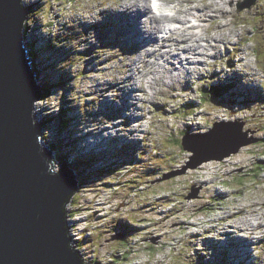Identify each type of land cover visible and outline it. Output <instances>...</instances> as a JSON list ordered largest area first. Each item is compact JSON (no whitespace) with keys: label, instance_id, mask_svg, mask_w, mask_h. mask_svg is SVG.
Here are the masks:
<instances>
[{"label":"rangeland","instance_id":"obj_1","mask_svg":"<svg viewBox=\"0 0 264 264\" xmlns=\"http://www.w3.org/2000/svg\"><path fill=\"white\" fill-rule=\"evenodd\" d=\"M259 2L236 0L237 15L231 23L212 29L235 31V41L200 59L195 69L178 71L174 86L157 93L153 102L130 106L129 59L142 48L136 46L134 16L119 13L113 6L98 13L104 17L102 23L87 25L79 21L83 14H97L95 0H25L28 11L39 7L49 20L46 36L29 13L30 27L24 35L28 54L38 51V67L45 66L39 69V77L44 81H66L40 100L35 111L43 123L42 139L57 165L66 159L73 167L78 188L67 207V226L74 238L71 243L74 240L80 246L89 264L98 262L99 254L111 255L113 249V253L122 249L114 246L124 244L120 233L128 224L138 226V233L133 236L134 229L126 231V235L133 236L132 248L121 264H251L246 241L229 237L220 242L214 234H220L219 225L233 216L240 222L242 218L235 215L241 211L235 207L238 198L250 199L258 185L264 186V94L252 86L241 92L236 76L218 82L229 70L236 74L241 53L256 65L250 71L264 72V15L252 14ZM90 29L95 31L94 43L90 42ZM36 34L41 37L35 43ZM73 40L77 42L70 47ZM164 61L173 69L181 64L177 58L174 64ZM58 64L66 65L71 73L63 66L58 68ZM37 73L35 79L40 82ZM250 78L245 74V79ZM215 84L221 93L213 99L206 90ZM69 92L78 105L68 100ZM106 93L120 99V103ZM237 93V97L225 98ZM188 105L193 110L187 109ZM57 107L59 111H54ZM63 107H70L68 111L74 115L65 124L60 116ZM90 123L96 127L85 131ZM221 128L243 139L258 140L222 160L210 159L189 167L193 153L180 147L184 136L181 132L191 133L185 137L188 141L193 135L210 138L217 135L213 129ZM240 130L247 131V135ZM210 153L218 155L212 151L201 155ZM179 170L183 172L162 179L164 174ZM194 190H198L197 195L186 199ZM145 230L153 236H143L139 243ZM152 238L156 240L150 241L151 246H145V241ZM109 255L99 263H107Z\"/></svg>","mask_w":264,"mask_h":264},{"label":"water","instance_id":"obj_2","mask_svg":"<svg viewBox=\"0 0 264 264\" xmlns=\"http://www.w3.org/2000/svg\"><path fill=\"white\" fill-rule=\"evenodd\" d=\"M26 17L27 7H21L20 0H0V264H88L75 244L67 248L71 241L67 207L77 180L68 161L58 166L42 139L43 123L35 104L44 90L24 44ZM213 133L217 135L207 139L204 134L193 135L188 141L185 137L191 133L184 134L182 148L193 153L189 167L222 160L258 140L237 137L226 128ZM207 151L218 155H201ZM182 172L164 174L162 179ZM197 192L188 193L186 199Z\"/></svg>","mask_w":264,"mask_h":264},{"label":"clouds","instance_id":"obj_3","mask_svg":"<svg viewBox=\"0 0 264 264\" xmlns=\"http://www.w3.org/2000/svg\"><path fill=\"white\" fill-rule=\"evenodd\" d=\"M95 3L99 6L97 14H83L80 23L87 25L102 23L104 17L98 13L115 6L119 13L136 17L137 29L145 38L148 35H155L157 40L164 44L159 50L158 46H144L130 57V72L128 73L130 106L153 102L157 93H164L174 86L173 77L179 75L176 70L180 67L179 63L176 64V69H173L165 64L163 59L157 60L156 56H147L148 53L159 55L164 52L169 53L171 57L178 56L180 60L194 62L213 55L215 51L222 50L224 45L234 42L236 39L235 31L212 30L221 29L231 23V18L237 15L236 0H95ZM24 5L25 0H20V6L24 7ZM27 13H30L32 18L39 22L40 32L48 36L50 29L45 25L49 23V20L44 18L43 11L39 7H35ZM252 14L264 15V0H260L257 9ZM212 21H216V23L212 24ZM51 31L54 37L55 28ZM67 35L70 36V34ZM88 35L90 42L94 43V29H90ZM76 42L73 40L69 46H75ZM167 42H171V44ZM185 49H194L195 51L185 53ZM61 66L71 73L72 70L66 65H57L58 68ZM255 68L256 65L250 62V58L245 53H241V58L236 65V74H231V70H229L218 83H223L236 76L239 77L242 86L239 88L241 92L252 86L258 89L259 93L264 94V72L253 73L250 71ZM245 74L251 78L245 79ZM69 86L71 87V81H69ZM106 96L114 99L117 104L120 103V99L114 98L111 93H106ZM237 96H239L238 93L225 98ZM67 98L73 105H78L71 92L68 93ZM59 108L57 107L54 111H59ZM79 111L83 116L80 108ZM224 118L228 119L227 116ZM225 126L229 127V125ZM81 127L83 128L84 125L81 124ZM95 127V123H90L85 131ZM129 138L133 139V137ZM37 142H41L39 136H37ZM245 195L247 196V193ZM235 207L241 209L235 214L242 218L241 221L237 222L235 216L227 219L225 223L219 225L220 234H214L215 238L220 242H224L229 237L246 241V251L251 264H264V186L258 185L250 199L241 201L238 198ZM229 215L231 216L232 213L230 212ZM197 230L190 229V231ZM71 247L69 240L67 248L71 250ZM209 256L211 257V253Z\"/></svg>","mask_w":264,"mask_h":264},{"label":"trees","instance_id":"obj_4","mask_svg":"<svg viewBox=\"0 0 264 264\" xmlns=\"http://www.w3.org/2000/svg\"><path fill=\"white\" fill-rule=\"evenodd\" d=\"M58 1V0H57ZM67 1H69V0H64V2H67ZM71 1H73V0H71ZM27 7V6H26ZM27 12H28V8H27ZM27 19H26V21H25V23H24V32H23V36L24 35H27L28 34V31H29V24H30V16H29V13H27V17H26ZM51 25V24H50ZM53 35V34H52ZM25 37V36H24ZM40 35H38V34H36L35 36H34V42L36 43L39 39H40ZM36 38H37V40H36ZM48 40V39H47ZM57 43V42H56ZM47 44L48 45H51L52 43L51 42H47ZM37 54H38V51L36 52V53H33V52H30L29 53V56L31 57V61H32V65L35 67L34 68V70L33 71H35L36 70V72H38L37 73V79L38 80H40V82H38V83H40L41 84V87H42V89L44 90L43 91V94H42V96H41V99H46L47 97H49L52 93H53V90H54V88H56V86H62L63 84H65L66 83V81L64 80V78H62V80H54V81H48L47 80V78L45 79V81H44V79L42 80V78L41 77H39V69H41L42 68V70L45 68V66L43 65V66H41V67H38V64H37V61H36V58H37ZM85 57H87V56H85ZM42 80V81H41ZM209 90V91H208ZM207 91L209 92V97H211V98H218L219 96H220V93H221V89L215 84L214 85V87H212L211 85H209L208 86V88H207V90H206V93H207ZM189 107L187 108V109H192L193 107H191V105H188ZM69 108L70 107H63L61 110V114H60V116H62V121H63V123L65 124V122L67 123V121L69 120L70 122H71V120H72V118L74 117V115L73 114H71L68 110H69ZM193 110V109H192ZM43 120H44V122L45 121H47V119L46 118H43ZM50 121H52V119L50 118V119H48V123L50 122ZM188 131L187 130H183L181 133H182V135H184L185 133H187ZM75 142H76V138H74L73 139ZM73 140H72V142H73ZM182 145H181V141H180V147H181ZM69 155V154H68ZM95 160V158L94 159H91V161H94ZM99 161V160H98ZM69 163V162H68ZM71 167V166H70ZM71 168H73V167H71ZM137 228H138V226L136 227L135 225H133V224H128V226H124V229H123V232H121L120 233V235H121V239H124V244L123 243H118L119 245L117 246V245H115L114 247L115 248H119L120 246L122 247V249L120 250V251H118V250H116L115 249V253H113V251H114V249L112 250V254L111 255H109V261H107V263L106 262H104L103 264H110V263H114V264H121L122 262H125L126 261V259H127V257H128V255H129V253H130V249L132 248V247H130V243H131V241H132V239H133V236L135 235V234H137L138 233V231H137ZM132 229H134L133 230V232L134 233H132L133 234V236H132V234H130V235H126V231L127 230H132ZM131 236H132V238H131ZM77 242V241H76ZM150 245L151 246V242H149V241H147L146 243H144V245L145 246H147V245ZM80 247V246H79ZM138 247H140V248H142L141 247V244H139L138 245ZM129 249V250H128ZM108 255H105V254H99L98 255V257H97V261L99 262L101 259H105L106 258V256H108ZM123 255H125V256H123ZM117 260V261H116ZM201 262H203V260L201 259L200 260ZM100 264V263H99ZM124 264V263H123Z\"/></svg>","mask_w":264,"mask_h":264},{"label":"bare ground","instance_id":"obj_5","mask_svg":"<svg viewBox=\"0 0 264 264\" xmlns=\"http://www.w3.org/2000/svg\"><path fill=\"white\" fill-rule=\"evenodd\" d=\"M134 19H135V21L137 22V19H136V17H134ZM101 25V24H100ZM137 42H138V44L136 45V46H140L141 45V47H144V46H147V44L148 45H151V46H158V50H159V48L160 47H163L164 46V44L163 43H161V42H159L158 40H157V38L155 37V35H148L146 38H145V36L142 34V33H140L139 31H138V38H137ZM150 42H152V43H150ZM167 43H169V44H171V42H167ZM195 50L194 49H185L184 50V52L185 53H192V52H194ZM166 55V56H165ZM147 56H149V57H151V56H158L156 59L157 60H161V59H163V60H170L172 63L171 64H174V59H179L180 60V58L177 56V57H171L170 56V54L169 53H164V52H161L159 55H157L156 53H148L147 54ZM167 57V58H166ZM200 59H198V60H196V61H188V60H181V64H180V66H181V68L179 67V69H176L177 71H182V70H189V69H195L196 67H195V65H196V63L199 61ZM203 60H205V58L203 59ZM235 61H236V59H234ZM225 64V63H224ZM214 66H216V64H215V62H214V64H213ZM225 65H227V64H225ZM34 66H33V70H34ZM218 67H216V69H217ZM222 68V67H221ZM226 69V68H225ZM224 69V70H225ZM218 70V69H217ZM218 71H216V73H217ZM176 78V76L175 77H173V81H174V79ZM137 144V143H136ZM71 237H72V235H71ZM73 238V237H72ZM74 239V238H73ZM78 248V247H77ZM83 256V255H82ZM84 257V256H83ZM85 258V257H84ZM86 259V258H85ZM84 260V259H83ZM87 263H88V261H87ZM89 264V263H88Z\"/></svg>","mask_w":264,"mask_h":264},{"label":"built area","instance_id":"obj_6","mask_svg":"<svg viewBox=\"0 0 264 264\" xmlns=\"http://www.w3.org/2000/svg\"><path fill=\"white\" fill-rule=\"evenodd\" d=\"M143 236H153V234L150 233V232H148V233H146V234L141 233V237H139V243H142V242H141V238H142ZM145 242H147V241H145ZM86 261H87V260H86Z\"/></svg>","mask_w":264,"mask_h":264}]
</instances>
